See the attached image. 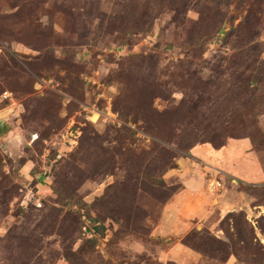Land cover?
Returning <instances> with one entry per match:
<instances>
[{"label": "rangeland", "instance_id": "374dc122", "mask_svg": "<svg viewBox=\"0 0 264 264\" xmlns=\"http://www.w3.org/2000/svg\"><path fill=\"white\" fill-rule=\"evenodd\" d=\"M0 264H264V0H0Z\"/></svg>", "mask_w": 264, "mask_h": 264}, {"label": "trees", "instance_id": "16d2710c", "mask_svg": "<svg viewBox=\"0 0 264 264\" xmlns=\"http://www.w3.org/2000/svg\"><path fill=\"white\" fill-rule=\"evenodd\" d=\"M181 13H182L181 11L175 10V15L171 19V22L176 23L179 20V18H180L181 22H183L184 21V15L181 16ZM149 17H151V16H149ZM153 18H155V17H152V19ZM119 19L120 18L115 13H109V15H103L102 24H104L105 27H111L112 30L113 29H119L120 31H122L123 23L120 22ZM116 32H118V31H116ZM217 33H219V31H215L214 28H211L209 30H200V31L196 32V35H199V37H198L199 40L205 39V41H206V40H208V38L210 36H212L213 34H217ZM258 69H259V67H257V71H258ZM235 70H239L240 75L246 76L245 79L243 80V82L244 83L248 82L249 86H252V88H257L260 85V83L262 82V80H261L262 74H260V76H259V74H252L251 72H248L249 68H247V67L245 69H242V67H236ZM246 72H247V74H246ZM194 136L195 137H193V138H191V137L184 138L183 137L182 140H179V141H178V139L175 141L169 140L168 142L170 144H173L176 147V153H178L180 157H183V156L187 157V156H190L189 151L192 148H194L195 145L199 142V140L196 137L197 134H195ZM206 142L207 141H204V143H206ZM220 146H223V145H220ZM173 165H174V163L171 162V160H170V163H169L167 169L174 168Z\"/></svg>", "mask_w": 264, "mask_h": 264}, {"label": "crops", "instance_id": "0c3cea01", "mask_svg": "<svg viewBox=\"0 0 264 264\" xmlns=\"http://www.w3.org/2000/svg\"><path fill=\"white\" fill-rule=\"evenodd\" d=\"M165 210H166V209H165ZM167 210H168V209H167ZM167 212H168V211H167ZM169 213H170V212H169ZM169 213H166V212H165V217H166L167 221H169V225H176L177 223H175L174 220H173L174 216H173L171 219H169ZM175 217L178 218L177 215H175ZM185 225H186V224H185Z\"/></svg>", "mask_w": 264, "mask_h": 264}]
</instances>
